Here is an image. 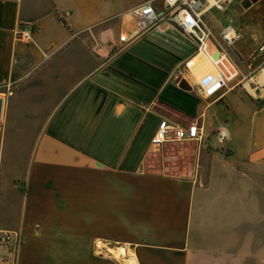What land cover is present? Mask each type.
Masks as SVG:
<instances>
[{"label": "crops", "instance_id": "obj_1", "mask_svg": "<svg viewBox=\"0 0 264 264\" xmlns=\"http://www.w3.org/2000/svg\"><path fill=\"white\" fill-rule=\"evenodd\" d=\"M121 1L0 0V162L13 165L11 191L0 198V228L22 235L15 255L0 245V264L264 258V202L258 198L264 186L256 179L244 189L238 168L249 164L264 172L259 0H234L223 10L202 0L207 50L212 58L225 55L235 70L208 96L192 72L209 69V59L182 33L179 17H171L176 9L155 1L156 23L131 37L136 22L127 10L143 0ZM24 24L30 35L18 37ZM226 26L239 33L231 43L222 38ZM194 54L198 61L187 66ZM162 119L195 120L201 138L167 141L155 151L150 140ZM88 173L111 184L48 185ZM162 179L170 186L162 187ZM158 190L186 194L188 201L148 196ZM167 209L172 216H164ZM173 211H185L186 218ZM248 220L250 230H244Z\"/></svg>", "mask_w": 264, "mask_h": 264}, {"label": "built area", "instance_id": "obj_2", "mask_svg": "<svg viewBox=\"0 0 264 264\" xmlns=\"http://www.w3.org/2000/svg\"><path fill=\"white\" fill-rule=\"evenodd\" d=\"M155 1H160L164 6L176 9V12L171 17L173 19H176L177 16L179 17L177 21L182 33L196 42L197 53H201L209 59L210 68L194 67L192 77L203 95L213 94L224 84L225 79L231 78L235 74V70L225 55L212 58L207 50L205 39L208 31L202 26L204 2L202 0H143L142 3L127 10V13L136 22V28L131 37L138 36L149 25L156 23L158 15L154 8ZM233 1L213 0V3L217 8L223 10ZM15 32L18 37H28L30 35V27L24 24L19 26ZM238 37L239 33L231 26H226L222 31V38L227 43H231ZM197 59V54H194L186 61L187 66L193 67L198 61ZM248 78L253 81V73H250ZM200 138L201 134L195 120L190 121L186 125H181L162 119L152 135L150 145L153 150L159 151L167 141L199 140ZM21 243L22 235L19 230L0 228V245L6 246L9 253L15 255L19 251Z\"/></svg>", "mask_w": 264, "mask_h": 264}, {"label": "rangeland", "instance_id": "obj_3", "mask_svg": "<svg viewBox=\"0 0 264 264\" xmlns=\"http://www.w3.org/2000/svg\"><path fill=\"white\" fill-rule=\"evenodd\" d=\"M135 0H122V4H128L131 2H134ZM239 4V2L235 1L233 4V6ZM255 10L257 11H264V0H259L255 7ZM232 11V10H231ZM15 120H9V123L14 122ZM22 164V163H21ZM11 163L2 160L0 162V198L5 195L6 193H8V191H11V183L9 180V171L11 169H13V165L10 166ZM12 167V168H11ZM239 169L242 170V177H243V186L244 189H246L245 187H249L250 184L252 183V180H259L260 182V187L264 186V172H257L258 170L252 168L249 164H243L241 166H238ZM257 172V173H256ZM258 175V176H257ZM113 180V179H112ZM115 181H118L119 179H114ZM166 180V181H165ZM162 179L163 182H161V186L165 187V186H170L168 182V179ZM111 179H107V177H105L104 175H98L97 177L93 174L91 175L90 173L88 174H68L67 176L59 179V180H51L49 181L48 185H60V186H89V185H94V184H98V185H107V184H111ZM15 182V181H14ZM16 182L18 184L22 183V181L16 180ZM250 194V193H249ZM150 197H154L155 201H163L165 203L168 204H172V203H177V202H181V203H186L188 201L187 195L186 194H177V193H172V192H164L163 190H158L157 193H154V195H148ZM263 196V197H261ZM116 197L122 198L121 194H117ZM249 195H248V201H251V199H249ZM258 198H260V201L264 202V194L262 195H258ZM262 198V199H261ZM117 202V201H116ZM14 204V203H13ZM2 206H5L3 204V202L0 201V209H2ZM12 207V206H10ZM12 208H15V205H13ZM167 209L165 212L163 211L164 216L168 217L169 214L172 216L171 214V210ZM174 217H177L179 219H185L186 218V214L185 211L184 213H181L180 211H173ZM251 218L248 216H244V219H248ZM262 228V227H261ZM249 229L250 230V221L248 220V223H246L244 225V230ZM264 228H262L263 230ZM121 236V235H119ZM262 237H264L263 234L260 235V239H262ZM113 245L116 244L115 246L121 245L120 243H112ZM119 249V247H118ZM122 249V248H121ZM120 251L117 250L116 253H118ZM9 253V252H8ZM243 264H264V258L263 257H249V258H244L243 259Z\"/></svg>", "mask_w": 264, "mask_h": 264}, {"label": "water", "instance_id": "obj_4", "mask_svg": "<svg viewBox=\"0 0 264 264\" xmlns=\"http://www.w3.org/2000/svg\"><path fill=\"white\" fill-rule=\"evenodd\" d=\"M1 107H2V97H0V113H1Z\"/></svg>", "mask_w": 264, "mask_h": 264}]
</instances>
